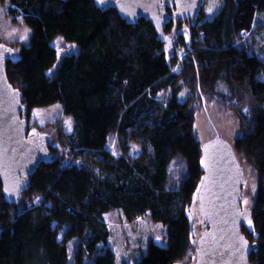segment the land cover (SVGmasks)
I'll return each instance as SVG.
<instances>
[{
    "label": "trees",
    "instance_id": "obj_1",
    "mask_svg": "<svg viewBox=\"0 0 264 264\" xmlns=\"http://www.w3.org/2000/svg\"><path fill=\"white\" fill-rule=\"evenodd\" d=\"M10 4L31 35L7 60L9 81L27 112L60 102L73 128L60 129L63 151L52 143L51 158L19 203L6 201L0 179V264H119L105 219L115 209L128 222L149 215L166 227V244L150 240L134 264H194L190 211L203 169L196 108L191 98L179 99L182 81L200 97L219 95L239 117L235 152L258 176L252 221L243 231L253 245L251 263L264 264V45L257 33L264 0H223L212 18L196 26L187 20L192 36L179 72L177 55L149 21L129 24L96 0ZM58 37L78 51L59 58ZM221 80L228 92L219 91ZM168 89V100L159 98ZM112 137L119 153L108 146Z\"/></svg>",
    "mask_w": 264,
    "mask_h": 264
},
{
    "label": "water",
    "instance_id": "obj_2",
    "mask_svg": "<svg viewBox=\"0 0 264 264\" xmlns=\"http://www.w3.org/2000/svg\"><path fill=\"white\" fill-rule=\"evenodd\" d=\"M205 1L96 0V4L103 10L116 9L129 24H138L141 19L149 21L158 38L172 51L179 33L170 36L167 26L174 18L190 20L191 25L196 26ZM168 8H174L173 13ZM15 56L16 49L0 39V179L5 199L10 204L19 203L32 175L52 156L50 134L29 131V120L22 116L23 94L8 79L7 60ZM201 167L203 180L198 189V201L200 221L205 228L196 239L194 264H252L253 245L243 226L252 221L253 208L244 207L242 203L246 177L234 144L220 134L204 142Z\"/></svg>",
    "mask_w": 264,
    "mask_h": 264
},
{
    "label": "rangeland",
    "instance_id": "obj_3",
    "mask_svg": "<svg viewBox=\"0 0 264 264\" xmlns=\"http://www.w3.org/2000/svg\"><path fill=\"white\" fill-rule=\"evenodd\" d=\"M222 5L223 0H206L199 22L207 18H212L218 13ZM10 8V0H0V39L14 46L16 50H19L23 43L29 41L31 28L24 22L21 14H13ZM187 26L190 27L189 22L174 20L171 30L168 32L172 37L179 33L174 50L169 51L171 56L177 55L178 57V62L173 68L176 72H179L182 68L183 60L187 53V45L190 43V37L192 36V32L190 29H187ZM257 33L262 35L261 43L264 45V26L259 27ZM257 39L260 44V36H257ZM54 45L58 49L59 58L66 53L78 51V47L74 43L67 42L62 37L55 39ZM58 64L59 59L55 66ZM182 82L179 99L187 100L191 98L194 101V107L196 108L195 128L197 137L201 142V147L204 142L216 134H220L227 141L234 144L235 138L240 131V120L237 114L225 107L219 95L211 98L203 94L200 97L186 82ZM218 89L219 91H229V87L224 80L219 82ZM158 96L163 100H168L170 97V89L161 91ZM22 114L29 120L30 132L50 134L53 145H58L59 152L63 151L64 147L60 142L61 137L59 131L60 129L66 132L71 131L73 128V120L63 112V106L60 102L49 106H36L28 112L24 109ZM108 146L115 153H119L115 137L111 138ZM132 151L138 153L140 148L134 146ZM239 160L246 177V181L243 184L242 203L244 207L253 208L256 198L258 176L250 164L243 159ZM198 161L201 162L200 156ZM173 169L177 174L178 169H180L178 163L173 165ZM202 180L203 175L195 192V200L190 211L195 225L194 233L196 239L205 228V225L200 221L201 212L198 201V189ZM105 219L111 229L109 244L116 251L119 264L124 262L134 264V260L138 258L141 251L147 249V244L150 240L166 244V227L161 222H155L149 215L141 216L133 222H128L123 211L121 209H115L107 212ZM73 253L74 246H71V254L73 255ZM177 264L188 263L187 261H182Z\"/></svg>",
    "mask_w": 264,
    "mask_h": 264
},
{
    "label": "flooded vegetation",
    "instance_id": "obj_4",
    "mask_svg": "<svg viewBox=\"0 0 264 264\" xmlns=\"http://www.w3.org/2000/svg\"><path fill=\"white\" fill-rule=\"evenodd\" d=\"M173 9V11H174V8H172Z\"/></svg>",
    "mask_w": 264,
    "mask_h": 264
}]
</instances>
